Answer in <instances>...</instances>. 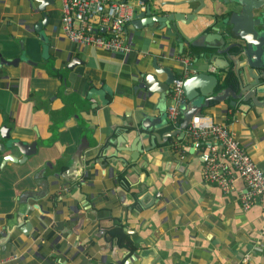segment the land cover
Instances as JSON below:
<instances>
[{"label": "crops", "instance_id": "1", "mask_svg": "<svg viewBox=\"0 0 264 264\" xmlns=\"http://www.w3.org/2000/svg\"><path fill=\"white\" fill-rule=\"evenodd\" d=\"M139 1L127 0L134 11L143 10ZM148 1L187 14L198 8L190 26L199 33L213 24V7L223 8L220 0ZM41 5L0 0V142L36 144L26 160L16 148L0 150V264H264L260 205L243 209L242 180L229 193L206 182L187 135L171 136L134 161L117 152L136 136L127 127L140 128L146 117L162 136L177 130L166 117L170 93L160 103L143 86L146 74L160 82L168 73L183 77L181 58L189 56V76L207 71L227 87L230 58L222 56L228 66L218 61L222 68L198 58L158 23H127L128 53L81 46L64 33L62 0ZM232 100L203 116L228 125L264 171V107H233ZM83 137L84 167L71 168ZM9 153L24 161L4 165Z\"/></svg>", "mask_w": 264, "mask_h": 264}, {"label": "water", "instance_id": "2", "mask_svg": "<svg viewBox=\"0 0 264 264\" xmlns=\"http://www.w3.org/2000/svg\"><path fill=\"white\" fill-rule=\"evenodd\" d=\"M37 1L42 4L40 9H44L43 6L47 0ZM144 1L146 2L144 9L135 10L134 18L131 21L133 26L136 28H141L143 25L153 27L155 23H158L159 29H166L178 41L185 42L190 46L192 54H197L198 58L205 57L206 61H213L216 66H220L218 61L220 63L223 61L228 66L229 61L222 57L228 56L234 64V75L227 80L229 83L227 87H224L225 84L216 75L207 71L186 77L183 87L187 104L183 106L182 121L176 126L177 130L173 132H166L162 136L163 134H159L155 126L150 124L145 114L146 118L139 121L140 128H137L135 123L129 125L127 128L136 131V136L129 147L118 149L117 152H130L132 161L137 159L142 152L155 149L157 144L167 141L171 136L177 134L185 136V131L194 116L203 115L205 109L215 108L229 97L233 99L230 101V106L233 107L237 105L238 101L251 102L257 107H264V99L260 98L264 94V0H220L223 8L221 7L217 12L213 7V11L208 14L212 16L214 22L200 33L196 26H190L199 11L198 8H194L187 14L165 10L154 1ZM196 33L199 35L196 36ZM2 61L4 60L2 59ZM16 61L18 60H6V63L14 64ZM175 78L172 73H168V78L160 82L154 74L149 73L144 76L143 86L151 95L158 93L160 103L163 104L167 102V95L171 92L172 82ZM142 139L145 140V148L143 144L140 145ZM11 148L18 149L23 154L24 160L27 159L28 154L36 152L35 143L27 145L21 141L0 142L2 152L5 153ZM88 148L89 142L86 137H83L71 156L73 161L71 168L84 167V155ZM119 159L126 162L124 156ZM8 161L23 162L12 153L5 154L3 157L4 165Z\"/></svg>", "mask_w": 264, "mask_h": 264}, {"label": "built area", "instance_id": "3", "mask_svg": "<svg viewBox=\"0 0 264 264\" xmlns=\"http://www.w3.org/2000/svg\"><path fill=\"white\" fill-rule=\"evenodd\" d=\"M138 5L144 9V3ZM134 7L123 0H62V20L66 37L81 46H93L110 52L128 53L131 44L124 35L125 25L134 18ZM183 77L173 80L166 117L178 126L187 104L184 79L189 76L191 58L182 56ZM186 135L200 152L202 177L215 184L223 193L234 190L235 181L242 180L246 192L240 197L244 210L259 204L264 217V171L241 147L228 125L215 123L208 116H194ZM264 249V242L261 243ZM244 263L249 262L246 255Z\"/></svg>", "mask_w": 264, "mask_h": 264}]
</instances>
